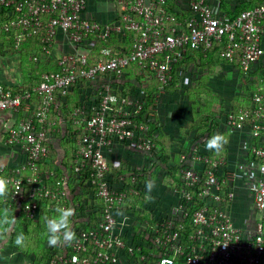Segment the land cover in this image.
Here are the masks:
<instances>
[{
  "label": "built area",
  "instance_id": "2783aa9c",
  "mask_svg": "<svg viewBox=\"0 0 264 264\" xmlns=\"http://www.w3.org/2000/svg\"><path fill=\"white\" fill-rule=\"evenodd\" d=\"M171 1L116 0L117 13L102 22L87 16L86 0H0L9 8L0 31L15 48L41 29L47 52L59 34L72 47L28 89L0 79V112L15 119L3 145L21 154L0 166L10 181L1 204L29 224L58 204L75 209L76 240L56 249L46 241L49 264H264V82L248 102L211 118L219 128L173 146L176 157L167 161L160 121L144 112L148 79L165 89L187 52L207 56L218 45L226 66L246 79L263 72L264 1L234 16L209 0H175L170 9ZM112 37L118 46L102 45ZM216 132L236 138V156L227 144L219 153L206 150ZM114 145L136 163L107 158ZM51 147L54 162L43 168ZM150 180L161 189L158 204ZM240 183L255 213L246 226L230 209ZM140 195L147 199L134 203Z\"/></svg>",
  "mask_w": 264,
  "mask_h": 264
},
{
  "label": "rangeland",
  "instance_id": "374dc122",
  "mask_svg": "<svg viewBox=\"0 0 264 264\" xmlns=\"http://www.w3.org/2000/svg\"><path fill=\"white\" fill-rule=\"evenodd\" d=\"M1 35L5 37L2 31H0ZM1 39L0 37V41ZM22 44H25V41ZM3 46L0 42V79H8L15 83L24 82L25 71L35 68L36 64L26 65L30 64L31 58H25L19 47L18 50H12ZM37 53L41 56L38 57L33 52L32 54L35 55L33 60L41 64V61L45 60V55L41 52ZM180 63L176 65L178 70L174 77L176 80L174 79V82L165 89H159L153 78L148 79L144 86L146 91H152L154 95L150 109L160 121L163 131L161 151H164L167 156L173 151L172 135L177 136L180 133L184 135L182 138L189 142L198 131L204 134L205 122L209 121L207 118L222 117L225 111L242 104L251 89L259 87L264 82V70L253 74L251 78L247 77L251 81V84H248L246 77L239 74V71L226 66L224 59L217 53L213 56L202 55L201 57L196 54L194 59H186ZM181 69H183L182 72ZM175 157L176 153L173 152L172 158ZM160 191L161 189L156 185L151 193V198L157 200V204L162 198L158 196ZM46 214V212L42 213L41 217L44 218ZM41 225L44 226V222H41ZM10 239L8 230L0 235V264L37 263L31 251V247L35 248L34 240H30L31 243L24 241L22 246H18Z\"/></svg>",
  "mask_w": 264,
  "mask_h": 264
},
{
  "label": "trees",
  "instance_id": "16d2710c",
  "mask_svg": "<svg viewBox=\"0 0 264 264\" xmlns=\"http://www.w3.org/2000/svg\"><path fill=\"white\" fill-rule=\"evenodd\" d=\"M259 2H256L254 3L253 5H256L258 4ZM253 5H247V4H244V3H241L239 5H237L234 10L229 13L230 16H234L236 15L240 10L242 9H245V8H248V7H251ZM174 6L173 4L170 2V6L169 8L172 9ZM8 12H9V8H6L4 6H1L0 5V26L3 22H5L7 20V17H8ZM44 32L45 30L44 29H41L39 34H35L34 36L28 38L25 40V44H20L18 47L20 48H15L14 47V42H13V38L12 37H7L5 35L4 36H0L2 39V41H0L4 46L10 48V49H14V50H20L21 54H23V56L25 58H31V62H29L30 64H26V65H32V64H36L35 65V68H29L28 70L25 71L24 73V76H25V81L23 82V88L24 89H28L30 88L32 85L36 84L39 82L40 80V73L43 72V71H51V70H56L58 69V65H57V60H52V59H47L46 56H45V60H42L41 61V64L40 62H35L33 60L34 56L35 55H38L37 52H41L43 53L44 55H47V45L45 43H43L41 41V37L44 35ZM113 38V39H112ZM110 39H108L107 41L105 42H102L103 44L102 45H109V46H118V43L120 42L119 40H114L115 37H112ZM132 35H128L126 37V41H128L129 43L132 42ZM24 42V41H23ZM22 42V43H23ZM131 44V43H130ZM3 46V48H4ZM37 47H38V50H37ZM129 46H124V49H128ZM219 50V46L218 45H215L214 48L212 50H209L207 52V56H213L216 51ZM33 52H35L36 54H32ZM196 54L198 56H202V53L201 52H195V53H186L185 57L182 58V61L183 60H186V59H191L192 56H196ZM41 56V55H38V57ZM180 62H178L177 64H179ZM38 64H40V66H37ZM176 64V65H177ZM181 64V63H180ZM136 69V67H134ZM136 72V71H135ZM130 74L129 73V77H130ZM243 76V75H242ZM139 76L135 74V79L139 82ZM176 80V79H175ZM132 84L130 83H123V86H124V89H129V87L131 86ZM15 90H19L20 88L19 87H14ZM254 89H251L250 91L252 92ZM251 92L247 93V97L245 99V102H248L249 101V98H250V94ZM146 95H147V102H146V105L144 106V112H149L151 111V104L154 100V95H153V92L152 91H146ZM207 120H209L208 122H205V127H206V130L207 131H213L214 129H217L219 128L221 125L219 123V121H215V120H211L210 118H207ZM211 120V121H210ZM202 122V121H201ZM151 123V122H150ZM152 124H153V121H152ZM196 128V126L193 128V130ZM198 131V130H196ZM198 135H201L203 134V132L201 131H198L197 132ZM162 142V140H161ZM172 151L170 152V155H166V153L163 151V155H164V159L165 161L169 160L170 158H172ZM174 153H176L174 151ZM57 154V150L54 148V147H51L50 149V153H49V158H50V162H46L44 164H42V167L45 168V167H51L52 163L54 162V159H55V156ZM70 156L66 157L64 159V165H66L69 161H70ZM176 170V167L175 166H172V172H174ZM134 203H139L141 204L142 202H144L147 198L145 195H140V196H137V197H134ZM4 208H7L9 209L10 211V215L13 213L14 215V224H11L9 226H7V229L8 231L10 232V240L15 244V238L17 236L18 233H23L26 237L25 241L26 242H30V240H34L33 242H35L34 244V247L35 248H32L31 247V251L32 254L35 256L36 258V261L37 263L36 264H49L46 260V257L49 253V249L47 247H45V242H46V238L44 236V232H45V226L41 225V222H44V219L43 217H39V219L34 222V223H27L25 221V219L19 214V213H16L15 210L13 208H8L6 206H3L0 202V209H4ZM47 213V212H46ZM148 213V212H147ZM147 213H139V218L140 219H143V217L145 215H147ZM44 214V213H43ZM47 216H49V213L46 214ZM43 226V227H41ZM40 235H38V234ZM14 238V239H13ZM56 249V247H55ZM41 254L42 257L41 259H37L38 255Z\"/></svg>",
  "mask_w": 264,
  "mask_h": 264
},
{
  "label": "crops",
  "instance_id": "0c3cea01",
  "mask_svg": "<svg viewBox=\"0 0 264 264\" xmlns=\"http://www.w3.org/2000/svg\"><path fill=\"white\" fill-rule=\"evenodd\" d=\"M210 3L221 13L229 14L231 13L234 8L241 4L253 5L256 2L264 1V0H209ZM171 3L175 7V0H172ZM177 5V4H176ZM118 10V6L116 0H86V14L90 18L97 19L99 21L105 22L110 20ZM263 47H264V37L262 40ZM69 51H72V47L70 46L69 42L66 41L65 37L62 34H59L54 42L52 43L49 51L47 52L46 58L53 59L58 58L60 55L65 54ZM194 59V56H192ZM259 64H264V56L262 57ZM228 68V67H227ZM8 81V79H4ZM11 82V81H9ZM15 83V82H11ZM20 83V82H18ZM219 118V117H217ZM15 121L14 118L11 117L9 112H0V166L13 164L21 160V154L14 149L7 148L3 145V138L6 134L7 128L13 124ZM222 130V129H221ZM165 131V128H164ZM161 134L163 135V131L161 130ZM179 133V132H178ZM224 135L228 139L227 149L229 151L230 156H236V145L237 140L234 136H227L225 133ZM181 136V137H180ZM184 135L182 134H175L172 135L173 146H180L181 143H186V141L182 138ZM107 158L110 160L117 159L119 157H125L128 159V162L131 164L136 163L137 159L128 154L123 147H119L117 145L112 146L106 152ZM238 192L236 195L235 200L231 204V213L233 215L234 221L240 226H246L251 224L255 217L252 199L248 189L242 183L238 186Z\"/></svg>",
  "mask_w": 264,
  "mask_h": 264
},
{
  "label": "clouds",
  "instance_id": "9594fccd",
  "mask_svg": "<svg viewBox=\"0 0 264 264\" xmlns=\"http://www.w3.org/2000/svg\"><path fill=\"white\" fill-rule=\"evenodd\" d=\"M227 143V137L219 132L213 133L204 141L206 150L216 153L222 151ZM9 184L10 181L6 177L0 176V200L7 198L10 191ZM153 187V181L146 182V188L149 193ZM20 191L18 187L15 189V192ZM74 215L75 209L73 207L58 204L54 209L53 215L44 216V226L46 229L44 236L49 247L66 246L76 240V233L71 225V218ZM14 222V215L13 213L10 215L9 209H0V235H3L8 230L7 226L14 224ZM25 239L26 237L23 233H18L15 238V243L18 246H22Z\"/></svg>",
  "mask_w": 264,
  "mask_h": 264
}]
</instances>
